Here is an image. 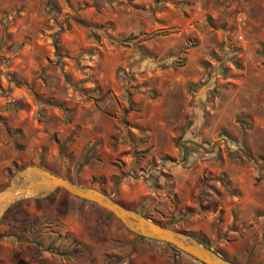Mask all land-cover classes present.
Instances as JSON below:
<instances>
[{"label":"rangeland","instance_id":"374dc122","mask_svg":"<svg viewBox=\"0 0 264 264\" xmlns=\"http://www.w3.org/2000/svg\"><path fill=\"white\" fill-rule=\"evenodd\" d=\"M83 159L118 172L89 186L264 264V0H0V190ZM173 246L63 188L0 217V264H203Z\"/></svg>","mask_w":264,"mask_h":264},{"label":"water","instance_id":"95a60500","mask_svg":"<svg viewBox=\"0 0 264 264\" xmlns=\"http://www.w3.org/2000/svg\"><path fill=\"white\" fill-rule=\"evenodd\" d=\"M59 188L106 208L134 233L171 243L203 264H238L223 257L186 231L156 222L137 209L115 200L100 188L77 184L40 165H31L20 170L10 184L0 190V217L22 197H46Z\"/></svg>","mask_w":264,"mask_h":264},{"label":"crops","instance_id":"0c3cea01","mask_svg":"<svg viewBox=\"0 0 264 264\" xmlns=\"http://www.w3.org/2000/svg\"><path fill=\"white\" fill-rule=\"evenodd\" d=\"M95 115H96L95 109L94 110L92 109L91 115L89 116V118H87V121L86 122H80L84 126V129H91V128L95 127V124H96L95 123ZM80 151H81V149H80ZM82 163L84 164V166H83L84 168L79 173V175L77 177V180H75V183L80 184V185H94V182H95L93 180L94 176H99V175L104 174V175L107 176L108 180L110 181V179H112V178L114 179L116 177L115 175L118 174V172L115 169H113V168L108 169V170L107 169L104 170L102 164L99 163V162H95L93 164L92 161L83 159ZM42 166L47 168V169H49V170H51V171H53V172H55V173H57V174H59L57 171L53 170V168L48 166V165H42ZM176 175H177V173L175 171V176ZM129 177H130L129 175H126L123 178L122 184H121L122 186L127 185V183H128L127 179H129ZM175 182L177 184L176 185L177 188L179 187V189H182L184 187V183L180 182L177 177H175ZM102 184H105V185H103L104 188L101 187V186L98 187V188L106 189L108 187L109 190H107V191L110 192V188H111L110 184L107 187H105L106 186V182H103ZM123 192H124V189H123ZM124 198H126L125 194H124ZM125 205L129 206V204H125ZM129 207L133 208V209H139V208H137L135 206H129Z\"/></svg>","mask_w":264,"mask_h":264},{"label":"trees","instance_id":"16d2710c","mask_svg":"<svg viewBox=\"0 0 264 264\" xmlns=\"http://www.w3.org/2000/svg\"><path fill=\"white\" fill-rule=\"evenodd\" d=\"M102 191H104L103 189H101ZM105 192V191H104ZM86 200V199H85ZM117 200V199H116ZM117 201H119V200H117ZM120 202V201H119ZM120 203H122V202H120ZM123 204V203H122ZM125 205V204H124ZM127 206V205H126ZM127 207H129V206H127ZM138 210V209H137ZM138 211H140V212H142L146 217H148V218H150V219H153V218H151L149 215H147L142 209L141 210H138ZM154 221H156V222H159V223H161L160 221H158V220H155V219H153ZM164 224V223H163ZM166 226H171L170 224H165ZM138 236H140L141 238H146V239H152V240H157V239H153V238H149V237H144V236H141V235H138ZM201 243H204L205 245H207L208 247H210V248H212L207 242H205V241H203V240H200V239H198ZM157 241H161V240H157ZM165 242V241H164ZM169 244H171V243H169ZM174 247V246H173ZM176 248V247H175ZM214 249V248H213ZM179 251H181L180 249H178ZM217 253H219L220 254V252L218 251V250H216V249H214ZM181 252H183V251H181ZM185 254H187V253H185ZM188 255V254H187ZM222 255V254H221ZM190 256V255H189ZM223 256V255H222ZM223 257H225V256H223ZM195 258V257H194ZM225 258H227V257H225ZM228 259V258H227ZM198 260V259H197ZM229 260H231V259H229ZM232 261H234V260H232ZM235 262V261H234ZM237 263V262H236Z\"/></svg>","mask_w":264,"mask_h":264}]
</instances>
